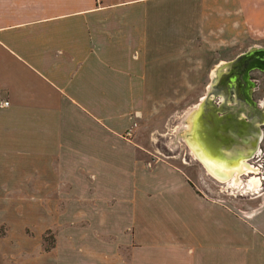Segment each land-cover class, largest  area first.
<instances>
[{
  "label": "crops",
  "instance_id": "0c3cea01",
  "mask_svg": "<svg viewBox=\"0 0 264 264\" xmlns=\"http://www.w3.org/2000/svg\"><path fill=\"white\" fill-rule=\"evenodd\" d=\"M206 30L264 33V0H0V264H264V193L236 208L152 144L228 182L187 142L198 103L162 131L200 90Z\"/></svg>",
  "mask_w": 264,
  "mask_h": 264
},
{
  "label": "water",
  "instance_id": "95a60500",
  "mask_svg": "<svg viewBox=\"0 0 264 264\" xmlns=\"http://www.w3.org/2000/svg\"><path fill=\"white\" fill-rule=\"evenodd\" d=\"M254 71L264 73V47L250 48L218 66L206 94L190 112L187 142L210 171L236 170L261 151L264 103L252 98Z\"/></svg>",
  "mask_w": 264,
  "mask_h": 264
},
{
  "label": "rangeland",
  "instance_id": "374dc122",
  "mask_svg": "<svg viewBox=\"0 0 264 264\" xmlns=\"http://www.w3.org/2000/svg\"><path fill=\"white\" fill-rule=\"evenodd\" d=\"M206 36L202 37L205 41L204 44L207 46L205 50L202 48V54L207 56L208 58V66L207 70L205 71V75L201 78V85L200 90H197L195 92L191 93H185V94H179L176 97L183 98L179 104L177 103H171L169 104V123H167L168 126H163L162 131H165L167 134H172L171 128L173 125H175L179 120L180 117L185 116V114L197 103H199L200 99L206 94L207 86L210 82V79L212 78L214 71L218 66L221 64H224L226 62H229L233 60L238 55L245 53L250 48L254 47H264V33H255L250 34L248 37L239 39V37L232 36V43H221V40L218 36H216L212 31L206 30ZM209 48V49H208ZM254 76L256 77V80L259 81L260 89L256 92V98L258 102L263 101L264 99V73H261L260 71L255 72ZM137 122L134 121L132 125L124 132V136H127V133H130V136H127L129 141L132 140L133 131L137 127ZM170 138V139H168ZM160 137V136H154V140L152 139L153 148L159 149L161 153H167L169 155L171 154H177L178 151H181V158L178 159L179 162L186 161V163H189V165L183 164L184 169L190 177L194 181H197L199 188L205 192H210L211 196H221L226 197L228 199L232 200V205L236 208L241 207L242 201H248L250 203L256 204L259 202L260 198L258 195L260 193H264V159H262V156L264 157V138L261 140L260 143V154H258L256 157H254L252 160L248 161L250 166L257 169V172L254 173H246L240 176V184L239 185H232L229 182L220 183L212 178H210L206 173H204L195 158H193L192 154L188 150L186 146H181L178 144V146L174 143L172 144V140H174V137ZM126 139V138H125ZM178 147V148H177ZM184 161V162H185ZM261 178V182L258 188H256L255 191H248L245 188L247 185V181L251 178ZM3 189H0V191ZM97 193L99 195L104 196L106 198H111L113 196V189L111 187L109 188H99L96 193L91 196H96ZM16 209V207H14ZM152 212H155L156 209L151 208ZM5 228L0 227V233L5 234ZM54 237L50 234L43 237L44 244L46 246V249L52 248L54 244Z\"/></svg>",
  "mask_w": 264,
  "mask_h": 264
},
{
  "label": "bare ground",
  "instance_id": "6f19581e",
  "mask_svg": "<svg viewBox=\"0 0 264 264\" xmlns=\"http://www.w3.org/2000/svg\"><path fill=\"white\" fill-rule=\"evenodd\" d=\"M190 128V127H189ZM256 173L257 169L252 168L249 164V162H244V164L240 165L236 170H232V171H228L226 172H218L215 171L214 169L211 171L212 175L217 178L220 181H228V182H234V184H240L241 180H240V176H242L243 174L246 173ZM261 182V179L259 180L258 178H251L247 181V185L245 188L248 191H255L256 188L259 187Z\"/></svg>",
  "mask_w": 264,
  "mask_h": 264
},
{
  "label": "flooded vegetation",
  "instance_id": "af4514ba",
  "mask_svg": "<svg viewBox=\"0 0 264 264\" xmlns=\"http://www.w3.org/2000/svg\"><path fill=\"white\" fill-rule=\"evenodd\" d=\"M255 72H257V71L250 72V80H251V82H253V83H255V84L257 85V88L253 89L251 92H252V98H253V100L258 102V100H257L255 94H256L257 91H259V89H260V84H259V81L256 80V77L254 76ZM233 98H234V97H233ZM216 101H217V100H216ZM262 159H264L263 156H262ZM253 168H254V167H253ZM255 169H256V168H255ZM260 179H261V178H260Z\"/></svg>",
  "mask_w": 264,
  "mask_h": 264
},
{
  "label": "built area",
  "instance_id": "2783aa9c",
  "mask_svg": "<svg viewBox=\"0 0 264 264\" xmlns=\"http://www.w3.org/2000/svg\"><path fill=\"white\" fill-rule=\"evenodd\" d=\"M8 105H9V103L7 102V101H5V102H1L0 103V107L1 108H6V107H8ZM131 134L130 133H127V136H130ZM126 135L124 136L126 139H128V137H127Z\"/></svg>",
  "mask_w": 264,
  "mask_h": 264
}]
</instances>
